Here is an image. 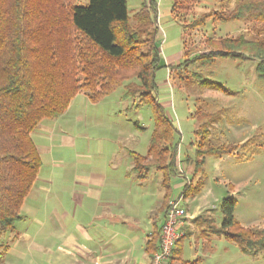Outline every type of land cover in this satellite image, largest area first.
Instances as JSON below:
<instances>
[{"label":"rangeland","instance_id":"obj_1","mask_svg":"<svg viewBox=\"0 0 264 264\" xmlns=\"http://www.w3.org/2000/svg\"><path fill=\"white\" fill-rule=\"evenodd\" d=\"M154 1L158 10L161 63L169 62L156 72L157 96L177 128V167L181 179L185 187L193 185L201 189L199 194L191 192L187 198L184 196V203L188 204L190 213L197 207L211 208L200 214L203 215L201 221L208 222L206 229L211 231L222 223V204L231 196L236 202V220L245 227L261 228L264 226V76L257 70L259 60L225 58L209 65L196 63L186 70L174 68L188 60L187 49L192 53H207L206 39L236 38L240 34L252 36L255 24L214 23L211 19L202 27L188 28L187 24L195 18L219 9L220 0H194L188 14L183 15L172 13L175 0ZM142 2L127 0L131 21ZM75 3L83 6L89 0H75ZM192 72L218 83L224 91L197 90L188 84ZM124 93L123 87L118 88L99 103H93L86 94H78L62 116L41 122L33 139L41 149L42 168L22 207V219L16 222L15 230L0 240V264H78V258L56 246L49 255L43 253L42 225L46 216L43 208L59 206L73 214L76 176L88 168L111 173L119 189L130 187L131 212L136 210L134 206L147 204L156 209L162 203L165 189L161 171L152 168L143 186L138 184L134 174L132 178L123 174L133 161L128 152L147 154L154 129L152 109L148 105L138 106V99H123ZM203 107L208 115L200 120L194 115ZM203 123L211 131L214 143L236 145L239 149L231 155L207 157L197 173L193 141L195 131ZM250 139L253 141L243 149ZM180 176L178 173L171 179L174 196L184 195L185 187L175 188V178L178 180ZM43 179L48 183L45 191L41 189ZM44 193L51 194L46 195V204H43ZM191 219L190 215L189 221ZM219 239L215 250L206 253L203 264H264V251L250 256L234 242L224 237ZM191 241L193 248L197 247V240ZM186 243L189 247V238ZM66 248L69 250L71 246L66 245Z\"/></svg>","mask_w":264,"mask_h":264},{"label":"trees","instance_id":"obj_2","mask_svg":"<svg viewBox=\"0 0 264 264\" xmlns=\"http://www.w3.org/2000/svg\"><path fill=\"white\" fill-rule=\"evenodd\" d=\"M193 2L175 0L172 13L188 14ZM157 17L154 0H143L132 21L127 0H89L83 6L75 0H0V240L22 219V207L42 168L34 132L43 120L62 116L71 100L82 93L99 103L123 87V99H138V106L152 109L154 129L148 152L144 156L130 154L139 180L147 179L152 168L163 173L167 205L172 197L171 179L178 174V141L177 128L157 96L156 72L166 66L161 63ZM211 19L214 23L242 21L255 26L252 36L206 39L207 53L187 49L188 60L174 68L186 70L196 63L251 57L259 60L257 70L264 76V0H220L219 9L195 18L187 27L196 29ZM190 77L188 84L197 90L224 91L197 72ZM204 108L194 116L201 120L208 115ZM193 146L197 173L207 157L231 155L239 149L214 143L205 123L195 131ZM200 190L191 185L183 194L187 198ZM235 205L233 197L224 199L223 221L212 232L237 244L243 253L257 256L264 251V226L241 225L234 216ZM202 218L200 215L196 220ZM160 236L161 231L147 243L151 257Z\"/></svg>","mask_w":264,"mask_h":264},{"label":"crops","instance_id":"obj_3","mask_svg":"<svg viewBox=\"0 0 264 264\" xmlns=\"http://www.w3.org/2000/svg\"><path fill=\"white\" fill-rule=\"evenodd\" d=\"M167 63L169 62L166 61L165 65ZM37 148L40 152L39 145ZM128 155L131 157L130 152ZM108 173L94 168L78 173L73 190L75 200L73 214L66 211L67 209L58 208L59 206L43 208L46 212L42 225L43 253L49 255L56 246L64 253H71L73 258H78L76 260L78 264H151L152 257L146 251L147 243L152 240L155 233L161 231L164 223L166 192L164 190V199L156 209L147 204L143 207L141 204L134 206L136 210L131 212L128 201L130 187L123 186L119 189L117 182L111 179L112 174ZM123 174L126 178L134 174L141 186L146 180H139L133 172V161L125 168ZM183 181L181 177L178 180L175 178V188H184L186 185ZM47 185L43 179L42 191L47 189ZM46 195L51 194H43V204L48 203ZM171 196V199L178 197L173 194ZM184 204L190 213L186 201ZM204 207H197L190 213L192 219L185 227V236L175 246V260L171 264H180L182 261L188 264H203L206 253L213 252L215 245L221 240L219 238H223L206 229L208 222L194 220L205 210L211 209ZM140 208L143 209L140 211ZM56 238L61 241H57ZM187 238L189 247L186 243ZM191 239L197 240V247L193 248ZM199 240H202V246ZM66 245H70L71 248L68 250Z\"/></svg>","mask_w":264,"mask_h":264},{"label":"built area","instance_id":"obj_4","mask_svg":"<svg viewBox=\"0 0 264 264\" xmlns=\"http://www.w3.org/2000/svg\"><path fill=\"white\" fill-rule=\"evenodd\" d=\"M178 173L180 176V172ZM184 200V195H180L168 201L159 248L153 255L151 264H167L173 256L176 244L185 236V227L190 215L185 208Z\"/></svg>","mask_w":264,"mask_h":264}]
</instances>
